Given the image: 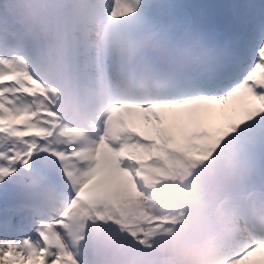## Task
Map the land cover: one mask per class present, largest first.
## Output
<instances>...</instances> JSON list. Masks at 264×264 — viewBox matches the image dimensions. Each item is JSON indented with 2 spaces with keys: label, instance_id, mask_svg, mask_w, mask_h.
I'll return each instance as SVG.
<instances>
[{
  "label": "snow or ice",
  "instance_id": "obj_1",
  "mask_svg": "<svg viewBox=\"0 0 264 264\" xmlns=\"http://www.w3.org/2000/svg\"><path fill=\"white\" fill-rule=\"evenodd\" d=\"M231 7L241 21L247 72L216 97V102L248 87L245 79L249 84L256 81L255 91L264 93V79H258L264 72V2L248 5L243 13L235 5ZM15 75L10 73L4 79H14ZM260 148L264 157V138ZM41 162L40 158L32 159L30 150H21L14 141L0 137V264H76L72 253L58 241L51 218L20 196L24 174L38 169Z\"/></svg>",
  "mask_w": 264,
  "mask_h": 264
},
{
  "label": "bare ground",
  "instance_id": "obj_2",
  "mask_svg": "<svg viewBox=\"0 0 264 264\" xmlns=\"http://www.w3.org/2000/svg\"><path fill=\"white\" fill-rule=\"evenodd\" d=\"M155 16V15H154ZM160 22L165 23V20L162 18L158 19ZM71 36L69 35L68 38ZM54 56L58 57V54L56 53ZM12 61H18L17 58L11 59ZM144 61H148L146 58L143 59ZM10 63V62H9ZM41 60L40 58L37 59L36 64H40ZM22 71H20L18 68L16 69L14 66L6 65L5 69L3 71H0V81L4 78V76L10 74V73H16L14 79L17 78L18 75L21 74ZM7 73V74H6ZM81 80L84 79V77H80ZM86 83L85 85H82L81 88H83L86 92H90L92 90V87L90 86L89 80H84ZM39 84V83H38ZM43 89V87H40ZM247 92L244 89L238 90L236 97L240 95L246 96ZM235 97V98H236ZM243 101L253 103V99ZM207 105H210L209 101H207ZM206 102L203 101H190L186 102L178 108L183 110V113H179L178 108H176L177 114L181 116V118L189 119L190 117L194 118L196 122L202 123V121L206 122V124H210L212 121L220 120L221 115H225L226 112H229V114L238 113L240 109L234 111L233 109H226V108H219L217 105L216 107H212V105L208 108L205 107ZM238 108V107H236ZM28 110L27 108L21 107L17 108L11 105L5 106L3 103V99L0 96V132H5L6 134H10L14 137H16L18 140L21 139V135H28V133L25 131V129H18L16 127L17 124H21L23 126H26L25 117L27 116ZM15 114V115H14ZM175 116V115H174ZM234 115H231V117ZM237 121V120H236ZM238 122V121H237ZM171 124V123H169ZM173 126V125H172ZM169 126H163L160 129V132H162V136L166 137L168 140H173L174 136L176 135V129L175 126L173 128H168ZM151 129H147V133L149 134L148 137L152 138L150 134ZM146 133V134H147ZM40 135V134H35ZM181 135H186V133H183ZM0 137L4 138L5 140H8V136H3L2 134ZM10 141V140H8ZM165 150L164 147L158 146L156 148V155L162 153ZM122 153L125 152V149H121ZM85 156L89 158L90 162L87 165V167L83 170V172L80 174V176L85 177L87 174L94 170L95 173H97V177H99V180H95L91 183L90 189H89V198L88 202L89 204L93 206H101L104 198L107 196V194H112L115 199L120 201L123 197H133L135 195L134 192V185L133 182L137 178L140 182L141 179L143 181L152 180L156 174L163 173V168L161 165L157 166L155 164V161L150 162H144L141 164L137 163H129L127 166L130 169L129 171L124 170V168L117 169L115 167H112L110 169L104 168L105 165L109 164V160L107 157H105L103 154H99L98 157L93 156V151L91 149H88L85 151ZM49 160L47 163L42 164V173L41 170L37 171V173L40 174L38 178L34 179H25L28 175L25 173L21 185V190L27 186H30V191L25 193L23 192L21 195V198L28 204L30 201L35 199V197H38L40 195H43L46 193V191H41L43 188H46L44 184H42V187L39 186V183L41 180L45 181V184L49 182H55L59 181L62 184H65V179L61 178L64 170L66 169L65 164L59 160V159H53L52 156H49ZM75 167V165L73 164ZM140 169L138 172H136ZM105 172H109L114 178H106L103 179L100 178L102 175H104ZM138 174V175H137ZM79 179H72L70 178L67 180V184L71 185L73 182L78 181ZM100 181V183H99ZM104 181V182H103ZM114 182L113 184H111ZM142 183V182H141ZM100 184L102 188L100 187ZM33 187H35V192ZM62 188V187H61ZM41 191V192H40ZM47 191L54 192V188H49ZM48 200L53 199L51 196L47 198ZM57 205V208L53 215H58L61 212H63L62 204L61 202H58L55 204ZM79 213L78 212H71L69 216V221L72 224V227H75L79 223ZM70 228V229H71ZM58 236V235H56ZM60 238V237H59ZM93 241H97L98 238L96 235H92L90 237ZM71 240H69L70 242ZM258 256L257 254H255ZM80 258L83 261V264H93L91 263L86 254L84 252H80ZM255 263H263V259H253L251 260Z\"/></svg>",
  "mask_w": 264,
  "mask_h": 264
},
{
  "label": "rangeland",
  "instance_id": "obj_3",
  "mask_svg": "<svg viewBox=\"0 0 264 264\" xmlns=\"http://www.w3.org/2000/svg\"><path fill=\"white\" fill-rule=\"evenodd\" d=\"M213 11V10H212ZM211 11V12H212ZM224 14V11H223V13H222V15ZM207 17H210V16H207ZM217 17H218V19L219 18H221L219 15H217ZM219 21H220V19H219ZM216 103H218V102H216ZM223 105V104H222ZM224 105H226V104H224ZM172 108H169V109H167L166 111H170ZM227 117H225L224 115H221L220 116V121H224L225 119H226ZM228 123V120L226 119L225 120V122H223V123H218V125L221 127V128H223L224 129V136L226 137V138H230L231 140H233L234 139V134H233V131L231 130V128L228 126V125H226ZM222 140H223V137H222V135H219V136H216V137H214L213 139H212V141H213V143H214V146L215 147H218L220 144H222L223 142H222ZM236 141L234 140V143H235ZM234 150H235V152H234V158L235 159H238L239 157H240V155H242L246 160H250V154H248V152L246 151V150H244V148H242V147H240V146H238V144H235L234 145ZM236 151H239V154H237L236 153ZM152 154V152L150 153V155ZM243 164H245V165H248L250 162H248V163H246V162H242Z\"/></svg>",
  "mask_w": 264,
  "mask_h": 264
}]
</instances>
